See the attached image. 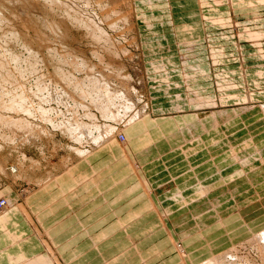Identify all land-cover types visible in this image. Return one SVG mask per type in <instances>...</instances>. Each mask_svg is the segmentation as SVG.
Returning <instances> with one entry per match:
<instances>
[{"label": "crops", "instance_id": "0c3cea01", "mask_svg": "<svg viewBox=\"0 0 264 264\" xmlns=\"http://www.w3.org/2000/svg\"><path fill=\"white\" fill-rule=\"evenodd\" d=\"M204 3L202 0H135L133 8L148 67L146 71L152 70L150 74L154 75L153 67L159 63L165 72L163 75L170 76L173 70L169 64L176 63L183 77L180 63L183 51L195 42V47L200 48L194 47L190 54L199 50L202 52L198 53H203L205 49L201 46L206 43L211 57L212 54L217 56V63L211 61L214 76L221 62H224V69H219L220 75L227 76L229 58H237L239 66L230 70L242 75L246 90L248 84H252L251 90L258 94L257 101L262 102L264 65L245 70V47L241 40L243 36L249 38L252 48L260 49L264 45V33L257 26L264 17L260 14L264 12L262 0H232V6H222L220 14L213 11L220 9L214 0H204ZM227 14H231V19L226 18ZM219 19L227 21V25H219ZM243 21L251 27H242ZM223 29L227 30L222 35L217 34L222 40L220 51L214 52L212 37L216 34L212 35V30ZM229 42L231 46L235 44V51L230 54ZM193 58L195 55L188 59ZM209 58L207 55L206 61L209 62ZM147 121L126 130L124 146L111 141L98 147L42 186H32L26 191L24 184L15 183L14 190L9 186L11 182L3 183L0 195L7 197L10 207L0 218V264H205L264 230V180L256 182L264 176L263 164L256 166V171L252 169L248 175L244 174L245 179L234 182L228 191L220 187L218 198L210 194L203 199H186L179 191L184 172L160 185L155 182L160 173L151 176L160 164L164 166L160 168L169 169L166 159L182 150L159 149L161 143L180 138V126L177 127L175 119L170 120L176 123H171V133L156 139ZM195 130H190L188 135L192 141L197 137ZM199 169L201 167H189L188 174L195 177ZM206 170L210 167L205 164L203 173ZM206 181L208 179L204 178L203 183ZM209 185L208 182L205 187ZM174 189L180 192L176 201L164 198V192ZM237 189L243 190L240 195L234 193ZM20 194H27L24 202ZM249 194L252 195L250 200ZM181 195L186 202L179 197ZM242 197L250 204L241 205ZM224 198L227 202L234 201L236 206L233 209L236 212L229 216L222 213L227 202L216 203ZM21 203L28 217L19 208ZM214 204L219 212L215 213ZM175 207L179 208L177 213L173 211ZM203 207L208 210H201ZM259 207L261 209H256ZM251 209L256 210L250 213ZM180 213L183 217H192L194 229L185 232L171 223V215ZM177 243L188 253L185 258L179 253Z\"/></svg>", "mask_w": 264, "mask_h": 264}, {"label": "rangeland", "instance_id": "374dc122", "mask_svg": "<svg viewBox=\"0 0 264 264\" xmlns=\"http://www.w3.org/2000/svg\"><path fill=\"white\" fill-rule=\"evenodd\" d=\"M50 1L51 0H36V1L35 0H0V9L4 17L3 24L2 23L0 24V38L4 37L3 40L0 39V47H2V49L4 50L3 51L0 48V62H2V64L4 65L6 64V67L8 66V68H6L4 65L0 63V68L2 67V70L4 69L3 71H1L2 75L0 72V81H2V85L0 82V92L3 94V96L5 94V97H3L2 94L0 95V101H1L0 120L2 118L1 120L2 123L0 122L1 123L0 124V163L3 162V165L6 164L11 167L13 166L14 169H16V173H17V174L15 173L16 175L13 173H10L11 176L9 174V176L7 177L0 174V191L3 189L2 185L4 186V184L9 183V182H11L9 186L13 188L14 190H15V187H17V184L15 183L24 184L26 186V189H25L26 191L28 188L32 186H36V187L42 186L43 184L39 185L41 182L44 183L45 180H47L48 178L50 177L53 178L55 175L62 172L71 163L77 160L79 157L78 154L71 151L72 146L73 147L77 146L76 143L74 141L72 142L67 132H65V134L63 133L64 135L60 132V130L62 131L63 129H61V126L60 127L58 126V123H60L62 119L61 118L62 115H60L59 110L60 111L62 110L61 114H63L64 121L65 119L66 121L67 119H71V117L72 118L77 117V115H79L78 117H81V115L87 114L85 113L87 112V109L91 108L90 110L93 111V107H91L87 103H83L78 106L73 105L74 107L71 105L70 108H66V107L64 108L63 105H59L57 108V105L54 104L52 106L53 108H56L55 109L56 113L54 112L48 115H43L42 112L39 113L40 109H38V106L40 108V106H43V105H40L41 104V102L39 101L40 98L34 95L37 98L36 99L34 98L32 94L36 90L35 87L33 88V90L30 89V91L32 92L27 90L29 88L27 87V85L30 86L29 85L30 83L25 81V79L22 78V75L20 76L18 75V74H21L19 69H17L18 72L17 71L15 72L17 63L12 62L9 59H7L8 54H7L6 49L3 47H8L14 52L16 51V54L20 56L23 53L21 57L22 59L25 58L24 60H26V58L27 59L29 58L30 52L31 53L34 52L33 54H36V57L39 55L38 59L42 58L41 59L42 64L41 63L39 64L38 69L39 68L40 69H39V72L36 74V76L38 78L41 77V79L45 81L46 85L47 83L50 84L51 82V84L50 85L48 84V85L51 86L52 88L66 87V86H64L56 76L54 77V73H53L54 71L52 72L54 68L53 67H52L53 69L51 68V65L53 62L51 61L52 56L48 55L50 54L49 52L50 50H54L58 55H64V56H68L66 54L70 53L73 55L74 58H77L78 56L80 60L81 59L86 60V62H88L90 65L91 64L95 66L97 65L96 67H98V70L100 72L107 74L109 76L108 78L113 79V80L116 79L117 76L115 77L113 74H110V72L107 69H105L102 65H100L99 60L96 59V56L94 55V52L95 53L99 52L100 55L104 57L105 63H110L113 66L123 65L124 66L123 71L125 72L124 74L131 77V79L133 78L132 79L133 86L138 91L137 95L140 98L152 97V101L154 102L153 106L155 109L154 113L156 115L154 116L148 115L149 117L147 116L146 119L148 120L147 123L151 125V129L154 131V137L156 139H159L160 137H163L164 135L171 133L170 132V130L172 129L171 123L176 124L178 122V124H180L181 129H179V133H178L180 138H178L177 140L175 139L176 141L174 142L170 141V142L161 143L159 145V149L163 148V151H166V152H168L170 149H174V150L176 149V151L178 149H182V150L175 153L174 155L169 156L166 159L170 170L169 169L166 170L165 168H160V167H164L162 164H160V167L158 168V170L157 168L154 169V173L151 174V176L154 177V175H156L157 173H160L158 178L155 179L156 184L160 185V183H163V182L164 184L170 182L171 177L176 178L180 176L181 173L184 172L185 174L183 175L184 176L183 185L181 186L179 191L184 193L183 196H185L186 199L188 198L193 199L196 197H197L196 199L205 198L204 196L203 197L199 196V190L202 188H208V187L211 189V196L213 198H218L220 196L221 190L228 191L229 187H231L234 184V182L242 181L245 179L244 174L248 175L252 169H253L252 172L256 171L254 170L256 166H259L262 164L264 165V113L262 111V114L261 113L259 114L256 110L242 111L247 106L246 105L247 102H244L246 101V99H248L249 101H252V100L257 101L259 99H258V94L254 93L251 90L253 89L251 86L252 84L249 83L248 84L249 88L248 90H246L243 84L244 81H243L242 75L240 74L236 75V71L230 70V68L235 69L234 67L239 66V61L237 58L236 59L229 58L228 63H227L228 69H229L226 73L227 76H225V74L222 76L220 75L219 69H224V67L222 66L224 62H221L222 64H220V67L215 68L216 69L215 71L217 72V76H214V73L209 70L211 72L208 77L209 80H207L206 78L203 79L201 77L199 79L197 78L193 80V82L190 84L189 83L186 84L183 77H180V72H179L180 69H177L176 63L169 64V66H171L173 70L172 71L173 74L170 76L163 75L165 72H163V69L160 68L159 63L155 67H153L155 70V73L154 75H151L150 73L152 70H150V73L149 71L148 72L146 71V69L148 70V67H147L146 61L143 58L144 51L142 47V38L139 33L138 25L135 19V16L137 14L134 13V8H133V5L135 4V0H102V1L100 0L101 3L104 4V6L100 5L98 3V0H58V1L56 0L58 5H59V2H61L60 5L63 3L61 6L51 5ZM202 3L203 5L205 4L204 0H202ZM48 4L51 6V8L49 7ZM65 4L66 6L64 7ZM227 4H230V6H232V0H223V5L228 6ZM44 6L47 8H45ZM56 7L57 8L60 7L59 8L60 11L57 10ZM63 9H66V10L64 11ZM71 9L73 11H71ZM219 10L220 12L222 11L221 7L220 9L213 10V11L218 12ZM119 11L126 13L128 15L127 21L125 20L123 21L122 18H120V16L117 13ZM66 12H70L71 14L73 13L72 15L75 14V16H78V14L80 13L79 16L80 17L83 16L82 17L83 20H85L84 18H86L85 21L87 20L88 22L93 21L96 25L107 30L106 32L108 36L109 35L111 36V37L109 36V38H111L110 45L111 47L113 46L112 48L115 51L114 53L116 55L115 54H111V56L108 55L109 52L106 51L105 44L94 40V38L89 34V32L85 31L87 29L85 28L84 24L76 22L73 19V17H72V20H73L72 21L71 17L69 15L67 16L68 13ZM58 13L59 15L57 16ZM219 14H213V16L219 15ZM260 14L264 16L263 11H261ZM230 15L231 14H227L225 16L226 18L228 17V19L229 18L231 19ZM43 17H48L49 19H51L53 24L54 23L56 24V27H54L56 28V30L54 29L55 32L57 31L56 34L55 33L52 34L50 30L47 29V25L44 24L43 22H40V20L43 19ZM105 17H107V19L111 18L113 20H116L118 27L109 28L108 24L106 23ZM226 22L227 21H224V22L217 21L219 25H224V24L227 25ZM258 23L259 25L257 26H260L259 27L260 31L264 33V17ZM57 25H60L61 29ZM241 26L251 27V25L246 24V21H243V24ZM227 29L212 30L211 34L212 35L216 34L215 36L212 37V42L215 46H212L211 49L214 52L218 50L220 51L219 43L222 42V40H219L221 36H217V34L222 35L223 34L222 32ZM228 31L230 32V30ZM11 33L12 34L16 33V36L19 38L18 39L17 37L14 38L13 36H11ZM229 37L231 38V33H229ZM7 38L9 39L8 41H6ZM248 39L249 38L245 36H243L241 39L244 42V47H245L244 55L246 59L245 61L246 71H248L253 66L264 65V45L260 49L252 48ZM23 42H24V45L21 46ZM26 45L29 47H27ZM110 45H108V47ZM234 45L231 46L230 42L227 45V50L229 54L232 51L233 52L235 51ZM31 47L33 50H30ZM65 48L66 50H64ZM187 48H186L187 50L185 49L183 51L182 59L180 62L181 65H182V61L185 58L187 57L191 58L194 55H195V58H193L189 62L190 64V65L188 64L189 67L202 64L204 60L205 61L207 60V55L210 57L209 58L210 61L209 62L207 61V63L208 65H212L211 63L212 57L208 52L209 50H207L206 43H204V46H201V49L202 48L205 49L206 53L205 52L198 53L200 51L202 52V50H199L194 55H192V53L190 54V48L189 47ZM199 48L200 46L195 47L196 50H198ZM123 52L126 54H123ZM3 58H4V61H1V59ZM47 59H49L48 63L49 62L51 63V64L49 63L50 67H47L49 66L47 61H45ZM194 61H197V62H194ZM46 63L47 65L45 66ZM43 67H45V69ZM47 68L49 72L47 71ZM188 69L186 70L188 71ZM181 70L183 72V69ZM3 72L4 74L8 73L9 76L13 75V77L11 76L8 78L7 77L8 75H4ZM9 72H11L12 74ZM41 72L43 74H41ZM46 73L50 76H48ZM46 75L50 77V79L48 77H45ZM79 75H83V73ZM143 75L146 77V79L144 80L147 82L146 83L147 85L144 86V89L141 88L142 87L141 83L138 81L139 80L138 77L141 79ZM1 77L3 78L2 80H1ZM43 77H45L47 80H44L45 78ZM53 78H57L56 81H54L55 79L53 80ZM220 78L223 79L221 80L223 84L222 91L224 92L220 91L221 90L219 89L220 87L218 88L217 86V88H218V92L225 93L224 96L222 95L224 97L222 99L225 102L221 99L220 105H217V106H211L213 105V103H211L210 106L209 105H199L198 107L193 106V105H190V106L187 105L188 93L186 90L188 88H189V94L193 96L194 98L196 97L195 99H199L198 94L202 96L204 94L202 92H204V90L207 89L206 87H208V89L210 86L213 87L215 82L221 81ZM52 80L54 81V83H52L53 82ZM3 81H5V84L7 87L3 86L5 85ZM15 82L18 86H20L21 83L26 86L25 90H23L24 92H22L21 89L17 87ZM34 82L35 80L34 81L31 80V84H33ZM9 84H12V86ZM57 84L60 86H58ZM12 90L16 93V95H22V93L23 94L27 93L25 95L27 99L29 98L28 101L26 100L27 102H30L31 98L33 99V103L30 102L31 104L30 103L28 104L27 102H23L24 104H27L30 106V107L29 106L27 107V105H24V107H26L25 108L26 111L30 113L32 112L33 115L30 114V117H29V113L28 114H25L24 112H23L24 114L18 113L20 116L17 115V113H14L15 111L11 113L12 105L8 104L11 106V107L9 106L10 107L9 109L7 105L8 101L9 103H12L13 101L12 99L16 97L17 98L16 100H18L19 103H21L18 97L14 95L15 93L11 92ZM26 90L28 92H26ZM46 92L47 91H45L43 96L48 95V93L46 94ZM10 94H11V97H8L10 96ZM217 94L218 96L221 95L219 93ZM1 96L3 97L2 99H1ZM2 100L5 102L6 104L5 106H3L4 104H2L3 102ZM10 100L12 101L10 102ZM261 100L262 102H259V101H257L258 103L253 102L254 105H257V104L263 105L264 96L260 97V101ZM34 101L35 102L37 101V102L35 103ZM89 101L90 99L87 100L88 103H90ZM222 102L224 104L221 105ZM80 103L81 102H79V104ZM31 105L34 110L31 108ZM82 105H84L85 107ZM7 107L9 110L7 109ZM36 107L39 113V118L37 117L38 113L35 112ZM78 107H80L82 110L80 108L78 109ZM75 109L77 110L76 111L78 113L77 115L74 114ZM69 110H70V113H68ZM7 111H8V114H7ZM218 112L219 114H217ZM3 113L4 115H2ZM5 113L7 114L6 116H5ZM93 113H96V111H93ZM192 114H195V115H192ZM31 115L35 117H32ZM58 115L59 117H57ZM7 116L8 118H13V120L14 119L17 120V118L19 119V117L24 118L30 124L26 128L29 127V129L31 128L30 129L31 131L32 130L34 131L32 133H30L31 131L29 129H28V132L30 131L29 133L25 132L27 131V129H24V130L20 129L19 131V129L15 128V126L10 125L8 122H6L8 120V118H6ZM42 116L43 117L46 116L47 118L50 116V118L46 119V117H44L43 119ZM40 117H42V120L40 119ZM5 119L7 120L5 121ZM53 119H55L54 122L50 124L49 122H51V120ZM98 119L99 120L101 119L100 115ZM127 119H128L127 116L124 117L125 122L126 121L128 122L130 120V119L129 120ZM172 119H175L176 123L175 121L169 122ZM47 120H49L48 123L46 122ZM3 123L6 126L2 125ZM7 123L9 124V126H7L8 125ZM104 123L105 122H102V124ZM126 123L117 127L118 131L120 130L119 133H121L125 129ZM52 125L53 126L56 125L57 126L56 128L57 129L60 128V129L57 130ZM192 125L194 126L192 127ZM195 128L196 130L194 131V133L197 135V137L195 138L194 141H192V139L189 138L188 135H190L189 133H191L190 130L192 131ZM122 135L123 134H120L121 142H123ZM92 147L93 146L85 145L84 149L88 148L89 150H91ZM205 164H206V167L207 166L210 167V170L209 171L206 170V172L203 173V166ZM189 167H193V168L201 167V169L196 170V176L194 177L193 174H188L189 172L187 168ZM204 178H206V180L208 179V181H206L205 183H203ZM199 180L201 181L200 183L198 182ZM261 180H264V176L257 178L256 182L261 181ZM194 182L195 184H198L196 187H194V185L191 186V184H193ZM208 182L210 185L205 187V185H208ZM220 187H222V189ZM239 190L240 189L233 190V191H235L234 193H236L237 195H240V193L243 190H240V191ZM179 191L176 189L169 190L167 192H164L163 196L164 198H167L169 200L172 199L174 201L177 198L178 193H180ZM229 195L231 196L230 193ZM183 196L181 195L179 197L183 200V202H186L185 199H183L184 198ZM222 196L224 197V195ZM251 196H252L251 194L247 196L249 200ZM2 197L3 196L1 195L0 198ZM20 197L22 198V201H23L25 200V198H27V194L26 195L22 194V196L20 194ZM256 197L258 198V196ZM260 197H261V194H260ZM224 202H227V199L225 200L224 198L222 201L220 200L219 202L217 201L216 203H224ZM232 202H227V204L224 206V209L222 210V213H227V215L229 216L232 213L236 212V210H233L236 207L235 203H232ZM240 204L247 206L250 204V202L246 201L245 197H242V199H240ZM212 206L214 207L215 204ZM262 206H264V203L262 204ZM176 207L173 208V211H175V213H177V211L179 210V208H176ZM205 208L203 207L200 209L208 210ZM216 209H218V207L215 206L214 208L215 213L218 211ZM256 209H261V207L256 208ZM256 209H251L248 211L250 213H253ZM192 220H193L192 217L190 216L183 217L181 213L175 214L174 216L171 215V223H174L176 228L181 229L185 232L195 228ZM203 222L201 221L202 224ZM262 232H264V230L257 232V234L255 233L256 234L255 237L259 236ZM250 239H252V237ZM243 245L245 244H242V246ZM176 246L179 250L181 251L184 250L181 244L177 243ZM242 246L240 245L238 247H235L225 252H232L235 250H240ZM250 251H252L251 248H249L248 251L247 249L246 250L242 249L239 252H241L242 254H248ZM222 254H219L215 257H218ZM181 255L182 257H186L188 253H186V251L184 250V252H181Z\"/></svg>", "mask_w": 264, "mask_h": 264}, {"label": "bare ground", "instance_id": "6f19581e", "mask_svg": "<svg viewBox=\"0 0 264 264\" xmlns=\"http://www.w3.org/2000/svg\"><path fill=\"white\" fill-rule=\"evenodd\" d=\"M101 1L98 0V3L100 5H102V6H104V4L101 3ZM214 2H215L216 5H218L219 8L222 7V6H224L223 5V0H214ZM50 3H51V5H56V6L58 5V3L56 2V0L55 1L54 0H51ZM60 3L61 2H59V5L58 6H61L63 4L62 3L60 5ZM262 3L264 4V0H262ZM45 5H46V3H45ZM65 6H66V4L64 5V7ZM49 7L51 8L50 5H49ZM67 7H69V6H67ZM45 8H47V7H45ZM59 8H57V10H59ZM63 10L65 11L66 9H63ZM71 11H73V10L71 9ZM218 12H220V10ZM66 13H68L67 16L69 15L71 17V20H72V17H73V19L76 22L83 23L84 26H85V28L87 29L85 31H88L89 34L94 38V40H96L98 42H101V43H104L105 44L106 51L109 52L108 55L111 56V54H115L114 53L115 51L112 48L113 46L111 47V45H110L111 44V38H109L110 35L108 36V34L106 32L107 30H105L104 28H101L100 26L96 25L93 21L92 22H90V21L88 22V20L85 21L86 18H84L85 20H83L82 19L83 16L82 15H81L82 17L79 16L80 13L79 14L77 13L78 16H75V14L72 15L73 13L71 14L70 12H66ZM117 13L120 16V18H122L123 21L124 20L125 21L128 20V15L126 13H123V12H120V11L117 12ZM58 15H59V13L57 14V16ZM107 17H105V18H106V23L108 24L109 28H117L118 26H117L116 20H113L111 18H108L107 19ZM67 18H69V17H67ZM39 19H37V20H39ZM71 20H69V21H71ZM219 21L220 22L221 21L224 22L223 19H219ZM3 22H4V17H3L2 11L0 9V24L1 23L3 24ZM40 22H43L44 24H46L47 25V29H49L52 34L53 33L56 34L57 31L55 32L56 28H54V27H56V24L55 23L53 24L52 21H51V19H49L48 17H43V19H41ZM76 25H77V23H76ZM57 26H59V28H60V25H57ZM57 29H58V27H57ZM11 36H13L14 38L17 37L16 36V33L15 34H12L11 33ZM8 37H10V36H8ZM18 38L19 37H17V39ZM0 39L3 40L4 37L3 38H0ZM11 39H12V37H11ZM8 40L9 39L7 38L6 41H8ZM27 43H28V41H27ZM197 44L198 43H196V45ZM23 45H24V42L22 43L21 46H23ZM108 45H110V46L108 47ZM27 47H29V46H27ZM194 47H195V42L192 43L191 47H189L190 48V52L194 49ZM0 48L2 49V47H0ZM3 48H5L6 51H7V54H8V56L6 55L7 56V59H9L12 62H16L17 63L16 64L17 65L16 66V70L14 69L15 68L14 67L15 65L13 66L14 67L13 69L15 70V72L16 71L18 72L17 69H19L21 74H18V73L17 74L19 76L22 75V78L25 79V81H27L28 83H30L29 84L30 86L27 85V87H29L27 90H29V91H30V89L33 90V88L35 87L36 90L32 94H33V96L35 95V96L39 97L40 98L39 101L41 102L40 105H43V106H40V108L38 106V109H40L39 113L42 112L43 115H48V114L54 113L55 112V109H56V108H53V106H52L54 104L57 105V108H58L59 105H63L64 108L65 107L66 108H70L71 105L72 106L73 105L74 106L75 105L78 106V105H81L83 103H87L88 105H90L91 107H93V111H96V113H93V111H91L90 110L91 108H90V109H87V112H85L87 114H84V115H81V117H78L79 115H77L78 113L76 112L77 110L75 109V111H74L75 113L74 114L77 115V117H73V118L71 117V119H67V121L65 119V121H64L63 114H61V111L62 110L61 111L59 110L60 115H62L61 116L62 119H61V122L58 123V126L59 127L61 126V129H63L62 131H64V132H62L60 130V132L62 134L63 133L65 134V132H67L68 135L70 136L72 142L74 141L76 143V145L78 147L77 146L76 147H73L72 146V150H71V148H70V150L73 151V152H75V153H77L78 156H79L78 157L79 159H84L93 150H95L98 147H101V146H103V145H105L107 143H110L111 141H116L120 147L121 146H124L126 144V141H127V137H126L125 133H126V130L129 129V127H131L134 124L139 123V122L141 124L142 123H145L144 120H147L146 117L148 115H151V116L156 115L154 113V110L155 109H154V106H153L154 105V102L152 101V97H149V98H147V97L140 98L137 95V92L138 91L133 86V81H132L133 78L131 79V77H129L126 74H124L125 73L123 71L124 70V66L123 65L113 66L110 63H105L104 57L102 55H100L99 52H96V53L94 52V55L96 56V59L99 60L100 65H102L105 69H107L110 72V74H113L115 77L117 76L116 79H114V80L113 79H109L108 78L109 76L107 74H105L103 72H100L98 70V67H96L97 65L96 66L95 65H92V64L90 65L88 62H86V60H82V59L80 60V58L78 56H77V58H74L73 55L70 54V53L66 54L68 56L58 55L54 50H50L49 51L50 54H48V55H51L52 56V59H51V57H50V59H51V61H53L52 62V65H51V68L52 67L54 68V69L52 68L53 69L52 72L54 71L53 72L54 73V77L56 76L59 79V81L64 86H66V87H57V88L54 87L55 88L54 89L51 86H49L51 84V82H50V84L46 82L47 83V85H46L45 84V81H43L41 79V77L38 78L36 76V74L39 72V69H40V68L38 69V66H39L40 63L42 64V62H41V59L42 58L41 59L40 58L38 59V56L39 55L36 57V54H33L34 52L33 53L30 52L29 58L28 59L26 58V60H24L25 58L23 57L24 59H22V57H21L23 55V53L20 56V55H17L16 54V51L14 52L10 48H8V47H3ZM30 50H33L32 47H31ZM64 50H66V48ZM1 53H3V52H1ZM123 54H126V53L123 52ZM48 60L49 59H47L45 61H47V63H48ZM1 61H4V58L1 59ZM212 61H213V63L214 62L217 63V56H215L214 54H212ZM189 62H190V59H188V57H187V58H185L182 61V65H181V67L183 69V79L185 80L186 84H188V83L190 84V83L193 82V80H195L197 78L199 79L201 77L202 78H206L207 80H209L208 77H209L210 73L213 72V63H212V65H208L207 61H204L202 64H198V65H194V66H190L189 67L188 66ZM194 62H197V61H194ZM0 63L2 64V62H0ZM47 63L45 64V66L47 65ZM9 64H11V63H9ZM50 64L47 67H50ZM2 65H4V64H2ZM4 66L6 67V64ZM68 66H69V68H68ZM6 68H8V66ZM43 68L45 69V67H43ZM43 68H41V69H43ZM0 69H1L0 72L4 70V69L2 70V67ZM186 69H188V71ZM47 71L49 72L48 68H47ZM4 72H3V74H4ZM9 73H11V72H9ZM81 73H83V75H79ZM41 74H43V73L41 72ZM1 75H2V72H1ZM4 75H8V73H6ZM47 75L45 77L50 76V75H48V76ZM11 76L13 77V75H11ZM11 76L8 75L7 77L9 78ZM45 77H43V78H45ZM16 78H18V77H16ZM48 78L50 79V77H48ZM57 78H53V80L55 79L54 81H56ZM111 78H113V77H111ZM2 79L3 78L1 77V80ZM138 79H139L138 81L141 83V86H142L141 88L144 89V86L147 85L146 84L147 82L144 80V79H146V77L143 75V77L141 79L139 77H138ZM31 80H33V81L35 80V82L33 84H31ZM44 80H47V79L45 78ZM222 80L219 81V82H215L214 83V86L213 87L210 86L209 89H208V87H206L207 89L204 90V92L201 91L204 94L202 96H200L198 94V98L199 99H195L196 97L194 98L193 96H191L189 94V88H188L186 90L187 93H188V95H187V97H188L187 98V105L188 106L193 105V106H196V107H198L199 105H209L210 106L211 103H213V105H211V106L220 105L219 101L221 99L222 94H224V93L218 92V88L220 87L219 88V89H221L220 91L223 92L222 91ZM25 81H24V83H25ZM54 81L52 83H54ZM0 82H1V85H2V81H0ZM9 82H10V80H9ZM197 82H198V80H197ZM3 83L5 84V81H3ZM15 84H16V82H15ZM9 85L12 86V84H9ZM25 85H26V83H25ZM25 85L21 83L20 86L17 85V87H19L21 89V91L24 92L23 90H25V88H26ZM3 86H6V84L3 85ZM58 86H60V85H58ZM217 86H218V88H217ZM15 89H16V87H15ZM27 90H26V92H28ZM45 91H47L46 94L48 93L47 96L46 95L43 96V94L45 93ZM11 92L15 93L13 90ZM30 92H32V91H30ZM3 93H4V91H3ZM217 93H220L221 95L218 96ZM1 94L2 93L0 92V95ZM26 94H23L22 93V95H16V93H15L14 95L18 97V99L21 101V103H23V102H27L28 99H29V98L27 99V97L25 96ZM32 94H31V96H32ZM8 95H9V93H8ZM2 96H3V94H2ZM2 96H1V99L3 97H5V94H4L3 97ZM35 96H34V98H36ZM8 97H11V94ZM77 98H79V99H77ZM222 98H223V96H222ZM4 99H6V98H4ZM16 99L17 98L15 97V98L12 99L13 101L10 100V102L12 101V103H9V101L7 103V105L8 104H11L12 105V108H11L12 111L10 110L11 113L13 111H15L14 113H17V115H19L18 113H23V112L25 114H28L29 113V117H30V114H32V112L31 113L30 112H27L26 109H25L26 107H24V105H27V104H24V103L21 104ZM36 99H34V100H36ZM88 99H90V101H89L90 103L87 102ZM30 102L33 103V99L32 98H31ZM30 102H27V103L29 104ZM79 102H81V103L79 104ZM244 102H247V104H246L247 106L242 111H245V110H247V111H254V110H256L259 114L260 113L262 114V111L264 113V104L263 105H258V104L257 105H254L253 102H256V101L255 100L249 101L248 99H246V101H244ZM0 103H1V101H0ZM2 104H4L3 106L6 105L4 101L2 102ZM32 105H31V108L33 109ZM9 106L10 105H8V107ZM28 106L29 105H27V107ZM82 106H84V105H82ZM8 107H7V109H8ZM10 107H9V109H10ZM1 108H3V107H1ZM4 108H6V107H4ZM79 108L80 107H78V109ZM3 110H5V109H3ZM27 110H28V108H27ZM29 110H30V108H29ZM36 110H37V107H36ZM36 110H35V112L38 113V110L37 111ZM219 112L217 114H219ZM39 113H38V116H37L38 118H39ZM68 113H70V110H69ZM7 114H8V111H7ZM7 114L5 113V116ZM217 114H215V115H217ZM2 115H4V113ZM99 115L101 116V119L102 120L101 119L100 120L98 119ZM126 116L128 117L127 120L130 119L128 122L126 121L127 123L125 122L126 119L124 120V117H126ZM32 117H35V116H32ZM42 117H40L41 120H42ZM44 117H46V116H44ZM44 117H43V119H44ZM57 117H59V115ZM3 118H4V116H3ZM6 118H8V116ZM15 118H17V117H15ZM48 118H50V116ZM48 118L46 117V119H48ZM1 120H2V118H1ZM1 120H0V122L2 123ZM6 120L7 119H5V121ZM49 120H47L46 122L48 123ZM54 120L55 119L51 120V122H49V123L51 124L52 122H54ZM98 120H99V122H98ZM6 122H8L10 125L15 126V128L19 129V131H20V129H22V130L27 129V131H25V132H28L29 127L28 128H26V127L30 125L24 118H20V117H19V119L17 118V120L16 119L13 120V118H8V120ZM102 122H105V123L102 124ZM124 123H126V126L124 125L125 126V129L121 133H119L120 130L118 131V128L117 127L121 126ZM216 123H218V122H216ZM9 124L7 126H9ZM2 125H4V123ZM4 126H6V125H4ZM179 126H180V124H178L177 127H179ZM53 127L56 128L57 126L55 125ZM59 129L60 128H58L57 130H59ZM33 131L34 130H32L30 133H32ZM120 134H123L125 136L124 137L122 135V141L123 142L120 141ZM30 135H32V134H30ZM85 145L86 146L87 145L88 146H93V147H92V149L90 148L91 150H89L88 148H87L88 149L87 150V149H84L85 148ZM69 147H70V145H69ZM10 173L15 174L16 173V169H14L13 166L11 167V166L6 165V164L3 165V162L0 163V174L3 175V176H5V177H7V176H9ZM10 176H11V174H10ZM51 179H52V177H50L47 180H45V182H47V181H49ZM45 182L44 183L41 182L39 185L45 184ZM210 194H211V189H209V188H202V189L199 190V196H201V197L204 196L205 198H207ZM24 201L25 200H23L22 202H24ZM9 207H10V205H9V201H8L7 197L3 196L2 198H0V218L8 211ZM19 208H21L24 211V213L26 214V216L28 217V212H27L26 208L22 205V203L20 204V207ZM244 244L245 245H243V246L241 245L242 247H241L240 250H242V249L243 250H246L247 249V251H248L249 248H251L252 251H250L248 254H242L241 252H239L240 250H235V251H232V252H225L222 255L211 259L209 262H207L205 264H262V263H264V232H262L259 236L254 237L253 239H251L250 241H248L247 243H244ZM179 252L181 254V252H184V250H182V251L179 250ZM183 258H185V257H183ZM61 263H62V261H61Z\"/></svg>", "mask_w": 264, "mask_h": 264}]
</instances>
